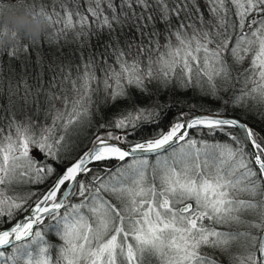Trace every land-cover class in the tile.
<instances>
[{"label": "snow or ice", "instance_id": "1", "mask_svg": "<svg viewBox=\"0 0 264 264\" xmlns=\"http://www.w3.org/2000/svg\"><path fill=\"white\" fill-rule=\"evenodd\" d=\"M19 3L44 16L48 26L36 39L15 34L12 45H0L10 60H21L8 101L38 112L43 97L52 124L36 132L31 121L9 112L8 131L0 128V218L6 225L0 227V264H218L204 248L229 255L231 264H264V130L245 119L264 124V0H206L210 19L199 0ZM158 24L167 33L163 45ZM69 33L80 42L75 77L77 53H64L60 44ZM42 36L56 49L47 65L50 87L43 55L34 65L29 57ZM93 37L100 47L85 53L83 42ZM249 55V67L234 77L233 65ZM9 70L14 72L11 64ZM101 82L106 106H126L101 123L91 146L57 173L48 161L62 160L72 135L91 123L93 84ZM153 83L157 95L170 85L217 100L233 92L220 108L201 105L203 114H173L171 105H141L129 91L152 96ZM57 100L62 107H55ZM229 105L242 115H228ZM149 126L160 131L125 143L129 129ZM196 129L226 139L198 140ZM112 160L122 163L109 168ZM52 176L44 192L7 194L14 185L41 184Z\"/></svg>", "mask_w": 264, "mask_h": 264}, {"label": "trees", "instance_id": "2", "mask_svg": "<svg viewBox=\"0 0 264 264\" xmlns=\"http://www.w3.org/2000/svg\"><path fill=\"white\" fill-rule=\"evenodd\" d=\"M44 3L51 6V0H44ZM199 4L201 10L205 15V18L210 19L206 0H199ZM173 23H175V19H173ZM164 27L165 26L163 24L157 25V28L161 32V35L158 37L160 44L166 41L165 37L167 33H165L164 31ZM132 35H134V33H132ZM103 39H107V36H104ZM28 42L29 41L27 40L24 41V43H28ZM138 42L139 41H137V43ZM83 43H84L85 53L91 52L94 49L100 47L94 37L91 39V41L85 40ZM121 43L123 44V39ZM60 44L62 45V51L64 53H77V50L80 48V42L74 38L72 33L68 34L67 43L61 40ZM55 50H56L55 47H50L45 42L44 37L42 36L39 40V43L35 47H33L29 53V57L33 65L37 59L38 54L43 55L45 69H46L45 80L48 81V83L45 84V87L51 86L50 77L53 75V73L47 71V65L51 63V56L49 55V53ZM100 50L103 51L102 48ZM135 54H136V49L133 48L131 55L134 56ZM105 55H108V53H105ZM21 59H25V57L21 56ZM73 59H74V63L72 67V75L73 77H75L76 75L75 65L79 63L78 53ZM109 63L110 64L114 63V57L109 60ZM10 64L11 67L14 69V72L9 70ZM99 68H100V62L99 59H97L96 74L102 80L103 74L100 72ZM234 68H236L235 65H233V76L235 77L240 72H234ZM0 69H2V72H0V81H2V83H0V105H3L2 107H0V128H3L5 130V133L8 131L7 125L9 122V112H14L17 120H21L25 123L31 121L34 126H36L37 124L42 125L46 122H52V115L49 114L50 106L44 103L43 97L40 98L41 104H40V110L38 112L34 109V107L25 106L23 110H21L18 105L9 103L8 101L9 84L12 85L13 89L15 88L21 74V60L20 59L10 60L7 51L0 52ZM55 72L57 75L60 74V70L58 67H55ZM24 75H29V72H25ZM29 83H34V82L31 79H29ZM57 83L59 84L60 81L57 80ZM64 87L68 90L69 89L71 90L70 84H65ZM149 87L153 92L152 96L143 95L135 88H130L129 91L132 93L133 96L137 98L138 103H140L141 105H150L156 100H158L163 104L171 105V113L173 114H179V112L181 111L185 113H188L190 111L194 113L201 112L200 110L201 105L209 109L220 108L222 105H224V101L228 100L229 97H231L233 92V90H230L228 93H222L223 99L217 100L203 96L198 89H194V88L183 89L174 85H170L168 89L162 90L157 95L155 83H153ZM240 87H241L240 83L236 84V89H239ZM93 89L96 91L94 92L93 95V100L95 101V103L91 106V112H92L91 123L90 124L86 123L82 130L77 131L72 135L69 144L60 153L61 157H63L62 160L48 161L49 163H52L54 165V167L57 169V173L61 172L70 161L74 160L81 152H83L86 148H88L91 145V141L94 135L102 131L99 129V125L101 123H105L106 121H109L114 117H116L119 114L120 110L126 106L125 102H119L114 106H106L104 104L106 94L102 82L99 83L98 85L94 83ZM52 90L54 92H59L58 88ZM21 94H23V89H21ZM12 99L15 100L16 97L13 96ZM59 101L60 100L55 101L56 108H60ZM51 112H54V109H51ZM227 114L236 115V116L242 115V113L239 111L234 112L230 105L228 106ZM171 119H172V115L170 114L169 120ZM245 119H247L248 122L251 123L256 128L264 130V124L257 123V120L252 116H247L245 117ZM168 122H169L168 120L164 121L163 127H166ZM128 131H129V138L125 143H129V142L133 143V142L141 141L142 138L148 137L150 133L154 135L155 132L160 131V129L152 128L149 126V127H145L144 131H138L137 133H133L131 129H129ZM192 135L194 136V138L198 140L203 139L208 141L209 143L224 142V140L226 139V137H224L223 134L220 133L210 134L207 129L193 130ZM121 163L122 162L120 161L112 160L107 162V165L109 168L114 169L115 167L119 166ZM55 178H56L55 176L49 177L44 183L41 184H17L7 189V194L24 195L32 191H35L37 193L44 192L54 182ZM33 199H35V197ZM3 226H5L3 218H0V227Z\"/></svg>", "mask_w": 264, "mask_h": 264}, {"label": "clouds", "instance_id": "3", "mask_svg": "<svg viewBox=\"0 0 264 264\" xmlns=\"http://www.w3.org/2000/svg\"><path fill=\"white\" fill-rule=\"evenodd\" d=\"M47 26L48 21L44 16L25 10L19 0H6L0 7V45H12L15 34L36 39Z\"/></svg>", "mask_w": 264, "mask_h": 264}, {"label": "rangeland", "instance_id": "4", "mask_svg": "<svg viewBox=\"0 0 264 264\" xmlns=\"http://www.w3.org/2000/svg\"><path fill=\"white\" fill-rule=\"evenodd\" d=\"M165 42H166V41H165ZM165 42H164V43H165ZM164 43H162L161 45H163ZM250 62H251V55H249L248 58L245 59V61L243 62V64H241V65H235L236 68H234V72H241V71H244L245 69H247V68L249 67ZM229 63H231V58H230V57H229ZM240 85H241V87H242V83H240ZM69 90H70V89H69ZM69 94H71V93L69 92ZM59 104H60V107H62V102H61V101H59ZM51 124H52V122H46V123H44V124H42V125L37 124V125L34 127V130H35L36 132H39V131H40V128H42V127H44V126H49V125H51ZM118 134H122V133H119V132H118ZM34 150H35V149L32 150L31 154H32L35 158H37V157H36L37 155H36L34 152L36 151L37 154H38L39 151H38V150H35V151H34ZM40 155H41V158H43V156H42L41 153H40ZM9 195H10V194H9ZM202 251L205 252V253H207L208 255L212 256L213 258H215V259L218 261V264H231V258H230V256L227 255V254H222V253H220L219 251H215V250L210 249V248H204V249H202ZM232 251H233V253H237V252H238V249L234 246L233 249H232Z\"/></svg>", "mask_w": 264, "mask_h": 264}, {"label": "water", "instance_id": "5", "mask_svg": "<svg viewBox=\"0 0 264 264\" xmlns=\"http://www.w3.org/2000/svg\"><path fill=\"white\" fill-rule=\"evenodd\" d=\"M195 114H203V113H202V112H195ZM133 143H135V142H133ZM126 144H127V143H126ZM90 146H91V145H90ZM90 146H89V147H90ZM89 147H88V148H89ZM88 148H86L84 151H86ZM34 151H35V150H34ZM84 151H83V152H84ZM83 152H81L80 154H82ZM34 153L37 155V156H36L37 159H42L40 153L37 154L36 151H35ZM80 154H79V155H80ZM51 185H52V184H51ZM51 185H50V186H51ZM50 186H49V187H50ZM49 187H48V188H49ZM48 188H47V189H48ZM47 189H46V190H47ZM46 190H45V191H46Z\"/></svg>", "mask_w": 264, "mask_h": 264}]
</instances>
